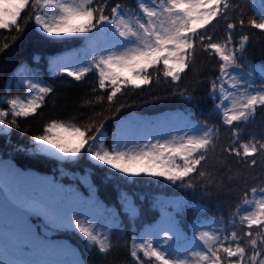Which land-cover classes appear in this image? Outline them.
<instances>
[{
  "label": "snow or ice",
  "instance_id": "obj_1",
  "mask_svg": "<svg viewBox=\"0 0 264 264\" xmlns=\"http://www.w3.org/2000/svg\"><path fill=\"white\" fill-rule=\"evenodd\" d=\"M240 9L239 0H134L133 6L126 5L124 0H0V30L15 33L11 41L0 43V53L30 24L53 42L85 41L80 62L61 65V56L53 57L49 61L50 71L55 76L66 74L77 83H83L89 73H94L96 83L90 94L96 99L84 104L95 107L106 97L111 113L103 118H99V113H77L67 120L51 119L41 131L30 135V151L70 163L86 156L96 165L107 166L125 177L163 178L174 187L188 190L199 185L204 195H211V189L217 186L214 175L202 169L209 155L216 152L219 127L223 125L231 139L221 148V164H228V158L233 157L244 169L255 168L256 157L264 159V134H249L242 139V133L257 110H264V66H260L257 78V66L247 55L249 35L242 34L239 40L233 38L237 24L245 25L242 11L239 18H233V13ZM221 22L226 27L223 36L217 38L215 27ZM248 25L264 34V13L259 19H249ZM105 34L112 37L110 42L103 41ZM201 52L215 61L213 74L201 79L197 72L191 89L181 88V82L195 70ZM57 68L59 71H55ZM28 71L21 69L16 74L19 86L25 89L22 96L0 97V133L15 129L22 136L27 135L28 129L21 131L19 121L40 114L55 93V88L43 83L37 74H24ZM161 75L173 94L188 102L206 82L210 112L218 115L220 124L184 118L187 122L179 137L173 135L176 130L162 136H145L148 142L136 149L128 147V139L118 138L114 128L111 147L105 148L106 122L125 107L121 103L113 110L118 97L130 94L129 90L150 88L160 82ZM50 183L59 185L54 180ZM88 199L102 206V214L89 215L40 197L26 198L21 207V232L12 237L13 241L19 245L27 243L25 237L47 241L29 223L35 215L44 218V226L49 230L78 231L89 248L101 256L107 255L114 246L111 233L118 230V213L105 207L92 193ZM121 199L122 207L126 206L135 218L137 209L130 196L125 193ZM168 222L172 228L157 230L159 240L141 238L137 242L133 237L129 255L136 264H144L140 253L154 258L157 264H264V187L244 191L241 204L227 223L223 217L218 218L220 227L206 229L203 222L197 221L188 237L171 218ZM178 240L184 244L182 253L170 247ZM77 264L84 261L78 260Z\"/></svg>",
  "mask_w": 264,
  "mask_h": 264
},
{
  "label": "trees",
  "instance_id": "obj_2",
  "mask_svg": "<svg viewBox=\"0 0 264 264\" xmlns=\"http://www.w3.org/2000/svg\"><path fill=\"white\" fill-rule=\"evenodd\" d=\"M239 2L242 9L233 13V18H239L242 11L245 25L241 27L237 24L233 38L239 40L240 35L248 34L250 37L247 44L248 59L254 65L264 66V34L248 25L249 19H259L262 14L258 0H239ZM124 3L133 6L134 0H124ZM225 27L224 22L215 27L217 38L223 36ZM14 34L0 30V43L11 41ZM85 48L86 42L83 40L69 43L50 41L30 24L8 49L0 53V97L7 99L22 96L25 93V89L19 86V77L16 75L21 69L29 70L24 73L25 75L37 74L43 83L55 88L54 95L49 97L40 114L19 121L21 131L28 129L27 135L22 136L20 131L15 129L7 134L0 133V158L11 159L21 169L29 168L52 175L56 182L78 193L84 201L95 205L97 209L95 215L102 214L103 208L88 199L90 193L105 207H111L118 213V230H113L111 233L114 246L105 256H101L94 248H89L85 238L74 229L52 230L55 236L66 239L77 248L84 264H136L129 255V245L133 237L137 239V242H140L141 238L151 239L150 230L159 223L162 208V201L157 197L158 194L183 195L187 199V205L178 213V227L189 233L190 227L197 221L218 220L223 217L226 224L237 205L241 204L244 191L251 187H264V159L261 156L256 157L257 166L251 169H244L233 157L228 158V164H221L224 159L221 148L231 139L229 131L223 125L219 127L220 139L216 152L209 155L202 169L214 175L217 186L211 189V195H204L199 185L195 190H188L174 187L163 178L125 177L107 166L96 165L86 156L75 163H70L43 153L31 152L30 135L41 131L43 124L51 119L67 120L77 113L89 116L99 113V118L111 116L107 110L106 97L103 103H98L95 107L84 104L86 100L96 99V96L90 94L91 88L96 83L94 73H89L83 83H77L72 82V78L66 74L55 76L50 71L49 61L56 54L64 51L85 50ZM214 65L215 61L206 53H199L195 70L188 73L180 87L187 86L191 89L193 80L197 78V72L201 79L204 76H211ZM129 91L130 94L126 93L118 97L113 110L121 103L125 107L106 122V138L103 145L105 148L111 147L113 129L117 130L119 121L131 113L157 115L167 110L180 109L190 115L192 120L207 119L210 124H220L218 115L210 112L211 103L206 97V82L198 87L194 93L195 98L191 102L178 94L174 95L172 87L163 82L162 75L160 82L154 83L150 88ZM249 134L256 136L264 134V110H257L255 118L245 126L242 139H247ZM125 193L130 196L137 209L135 218L130 216L126 206L122 207L121 197ZM31 221L38 230L45 227L40 217L32 216ZM101 223H103V217H101ZM227 231L230 233L232 229L229 227ZM236 231L239 232L240 229L237 228ZM223 234L222 232L221 235ZM140 255L144 264H157L154 258H146L143 253Z\"/></svg>",
  "mask_w": 264,
  "mask_h": 264
},
{
  "label": "rangeland",
  "instance_id": "obj_3",
  "mask_svg": "<svg viewBox=\"0 0 264 264\" xmlns=\"http://www.w3.org/2000/svg\"><path fill=\"white\" fill-rule=\"evenodd\" d=\"M258 6L264 13V0H258ZM104 42H110L112 37L108 34L102 38ZM86 49V48H85ZM85 50L64 51L57 54L61 56V65H70L82 60ZM256 77L259 78L260 66L257 64ZM56 71H59L57 68ZM258 83L260 82L257 79ZM184 118L192 120L191 117L180 109L167 110L157 115L131 113L123 117L117 127L116 136L128 139L131 149H136L148 141L145 136H162L171 130H176L173 135L179 137L182 134ZM139 139V144L136 140ZM154 142V141H153ZM50 180H54L51 175L41 173L33 169H21L11 159L0 158V264H77L81 257L78 250L66 239L54 235L52 230L42 228L38 230L36 225L29 218V223L38 230L46 242L25 237L27 243L19 245L12 237L21 232V207L26 203V198L40 197L49 201L60 202L65 208H78L80 211L89 215H95L97 209L95 205L84 201L76 192H72L68 187L52 185ZM157 197L162 201V208L159 223L151 228V239L156 236L157 230L172 228L168 222L171 218L178 227V213L187 205V200L183 195L168 196L158 194ZM251 198V197H250ZM177 202H181L177 206ZM244 211L242 208L241 212ZM35 215H33L34 217ZM38 217V216H37ZM42 220L43 217H40ZM204 227H220L218 220H204ZM215 222V223H214ZM179 228V227H178ZM185 236L191 237L190 232H185L179 228ZM78 232V231H77ZM173 250L183 251L182 241H173Z\"/></svg>",
  "mask_w": 264,
  "mask_h": 264
}]
</instances>
